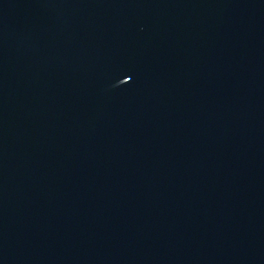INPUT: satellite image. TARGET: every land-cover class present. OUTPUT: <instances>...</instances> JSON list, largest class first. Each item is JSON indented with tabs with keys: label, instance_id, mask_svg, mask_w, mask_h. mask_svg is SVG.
I'll return each instance as SVG.
<instances>
[{
	"label": "water",
	"instance_id": "water-1",
	"mask_svg": "<svg viewBox=\"0 0 264 264\" xmlns=\"http://www.w3.org/2000/svg\"><path fill=\"white\" fill-rule=\"evenodd\" d=\"M0 264H264V0H0Z\"/></svg>",
	"mask_w": 264,
	"mask_h": 264
}]
</instances>
